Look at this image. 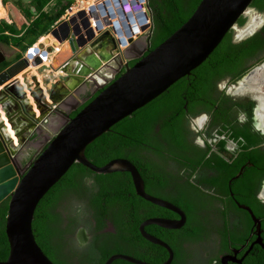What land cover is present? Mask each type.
<instances>
[{
	"label": "trees",
	"instance_id": "obj_1",
	"mask_svg": "<svg viewBox=\"0 0 264 264\" xmlns=\"http://www.w3.org/2000/svg\"><path fill=\"white\" fill-rule=\"evenodd\" d=\"M48 2L49 0H33L32 5L38 18L19 38L14 39L16 47L24 50L27 46H23V43L28 39H31L28 43L31 46L48 34L53 22L71 4V1L68 2L51 18L43 13ZM200 2L201 0H148L147 7L152 21L147 35L148 51L154 50L185 24ZM250 6L264 12V0H253ZM244 22L241 18L237 21L239 25ZM6 31L20 34V31L2 22L0 42L5 44L9 39L5 35ZM259 37L256 34L244 42L234 44L229 31L212 54L190 76L177 81L162 95L121 120L86 147L85 157L97 167H103L116 159L129 161L138 170L148 195L173 204L185 214L186 223L181 229L167 230L156 225L144 229L172 249V264L178 258L174 241L190 236V240L195 242L203 233V228L195 223L198 220L197 213L204 207V203L196 195L199 187L189 181L190 177L198 167L202 172V167H209L225 171L228 176L237 173L219 156L212 155L205 159L203 150L189 145L190 132L185 129L186 115L196 116L204 111L208 89L215 87L217 79L234 71L243 59L254 55ZM135 63L136 61L131 62L130 66ZM118 77L119 74L113 81ZM100 92L101 90L92 96L85 106ZM192 149L198 155L190 158ZM169 167H173L174 171L170 173ZM189 169V174L186 172L184 176L180 175L181 170ZM203 175L205 176V172ZM73 198L77 205L73 204ZM66 205L68 215L64 218L57 210ZM7 212L8 199L0 203V262L6 261L9 256L5 233ZM154 218L178 217L137 196L129 173L97 174L75 163L39 202L34 213L32 231L37 245L53 264H104L113 255L130 256L148 264H163L168 259V252L145 240L139 232L143 222ZM108 225L112 229L106 231ZM79 227H83L91 236L88 244L81 247L74 237ZM258 252L255 262L264 264V250L258 249ZM111 264L132 263L115 260Z\"/></svg>",
	"mask_w": 264,
	"mask_h": 264
},
{
	"label": "flooded vegetation",
	"instance_id": "obj_2",
	"mask_svg": "<svg viewBox=\"0 0 264 264\" xmlns=\"http://www.w3.org/2000/svg\"><path fill=\"white\" fill-rule=\"evenodd\" d=\"M240 18L245 22L242 25L236 23L230 30L232 43L239 44L259 34L257 51L236 65L234 71L226 73L227 76L216 80L215 87L205 94L204 111L196 116L186 115L185 124V129L190 132L189 145L203 150L205 159L219 156L237 173L228 176L225 171L202 167L205 172L202 176L198 167L190 177L189 181L199 187L196 195L204 203L195 223L203 228V233L195 242L190 236L174 241L178 253L174 264H257L258 249L264 250V12L250 6ZM49 43L50 40L44 46ZM148 47L147 39H138L130 49L129 55L133 59L127 64L140 57ZM114 63L116 67L111 77L100 75L104 82L94 78L82 83L76 89V95L64 97L61 94L58 99L53 95L52 101L47 100L50 94L43 95L41 90L30 92L25 78L19 81L14 77L12 82L9 81L11 83L0 85V103L7 116V119L0 116V123L4 127L11 125L10 121L13 123L19 145L13 143V137L4 128L0 129V138L7 142L10 151H14L19 178L90 98L119 74L124 63L120 59ZM6 64L7 60L0 64V74L12 65ZM31 72L36 73L35 69ZM27 97L33 98L38 117ZM63 97L65 100L58 102ZM197 155L194 150L190 152V158ZM173 169L169 167L168 171L171 173ZM186 172L189 174L190 169L181 170L180 175L184 176ZM72 201L78 204L74 198ZM63 207L57 212L66 218L68 214L64 213ZM109 228L112 226L108 225L105 230L109 231ZM78 232L84 234L87 231L79 227ZM90 238L87 234L78 245L88 244Z\"/></svg>",
	"mask_w": 264,
	"mask_h": 264
},
{
	"label": "water",
	"instance_id": "obj_3",
	"mask_svg": "<svg viewBox=\"0 0 264 264\" xmlns=\"http://www.w3.org/2000/svg\"><path fill=\"white\" fill-rule=\"evenodd\" d=\"M252 1L201 0L189 20L167 40L152 51L147 48L134 65H124V71L119 72V77L103 87L91 102L68 121L20 178L13 158L14 151H10L7 142L0 138V203L8 199L5 233L9 244V256L0 264H53L37 245L32 222L39 202L75 163L97 174L129 173L137 196L178 216V220L149 219L139 227L145 240L168 252V259L163 264L172 263L171 248L144 229L151 225L167 230L180 229L185 224V214L173 204L148 195L138 170L129 161L116 159L103 167H97L85 157V150L121 120L155 100L180 79L190 76L212 54L225 35L236 27L238 19L246 14ZM79 16H84V12L81 11ZM64 24L66 32L57 40L59 43L66 42L72 55L61 67L68 78L92 76L104 64L118 59H133L129 53L136 41H130L132 30L129 27L124 28V33L130 43L121 51L109 31H102L98 22L93 30L88 27L87 21L83 31L73 25L72 20ZM142 39L146 40L147 36ZM120 42L126 45L123 36ZM89 49L92 54L87 55ZM79 51H86L82 53L86 56L78 55ZM77 57L79 63L72 71L68 70L71 64L69 61ZM4 62L5 58L0 52V64ZM27 65L23 58L1 73L0 85L11 83ZM10 124L15 130L11 121ZM1 128L5 127L0 123ZM16 137H19L18 133ZM252 218L257 222L254 216ZM115 260L148 264L126 255H113L104 264H111Z\"/></svg>",
	"mask_w": 264,
	"mask_h": 264
},
{
	"label": "crops",
	"instance_id": "obj_4",
	"mask_svg": "<svg viewBox=\"0 0 264 264\" xmlns=\"http://www.w3.org/2000/svg\"><path fill=\"white\" fill-rule=\"evenodd\" d=\"M70 1H71V4H70V6H71L72 4H74V2L76 0H49L48 4L43 9V13L47 14V15L51 16V18H53V16L56 15V13L60 9L65 7L68 4V2H70ZM32 2H33V0H1V5L5 11L6 16L4 18L0 19V24L2 22H4L8 27H10L16 31H20V34H18V35L14 34L12 32L6 31L5 35L9 36L8 43L5 44V43L0 42V52L3 54L5 60H7L6 65H9V64L14 65L23 59V57L20 55L23 48L21 49V48L16 47L14 39L19 38L23 34V32L28 30L30 25L38 18V13L36 12L35 8L33 7ZM64 16H65V13L57 21L53 22V24L49 28L48 34H46L44 37H47L48 35L52 34V36H54L55 41H56L57 37L60 34L57 35V34H53V33L57 30V28L59 27V25L61 23L66 22L65 21L66 18ZM57 25H58V27H57ZM44 37H41V38L44 39ZM41 38H39L36 42H34L32 44V45H34L33 46L34 49H35V47L39 46L38 41H40ZM30 41H31V39H28L27 42L23 43V46H29L28 43ZM43 46L44 45H40L41 49H45V50L50 51L49 59L47 60V62L43 63V64L29 63L28 67L23 69L16 76H18L20 73H23L22 74L23 78H25L23 80H26L25 82L28 83V86H30V89H31L30 92L35 93V92H39L40 90L45 91L43 93V95L46 94V96H47L48 94H50L48 96L49 100H50V97H52L53 95L56 96V99H58L57 96H60L61 94L64 97L65 96L68 97V95H66L62 91H60V88H61L60 77L62 75V70L60 72L57 71L67 61V59H66L63 62H61L59 57H58L60 49L63 46H67V43H64V45H61L60 48L56 51L52 50L53 49L52 45L44 46V47ZM68 50H69V48H68ZM69 52H70V50H69ZM84 52H86V51H84ZM84 52H82V53H84ZM82 53H80V51H79L78 55H80V54H81V56L84 55ZM89 54H92V51H90V49L88 50L87 55H89ZM17 57H19V58H17ZM64 57L65 56H62V58H64ZM75 60L78 61L79 60L78 57ZM75 64L76 63L74 61L73 66ZM29 66L36 68L35 74H31L30 71L27 72L26 69L29 70V68H30ZM78 79L76 78L75 82H73V84H71V85H74V84L77 85ZM80 80H81V78H80ZM47 82L50 83L49 84L50 88L43 89V87L41 85H46ZM21 84L23 85L24 88L25 87L27 88V86H25L23 83H21ZM74 90H76V87L74 88ZM64 97L62 99L58 100V102L65 100ZM48 98H47V100H48ZM29 99H31V97H29ZM50 101H52V100H50ZM28 103H29V100H28ZM35 107H36L35 105H34V107L32 106V109L34 110L33 112L35 113V115H39V111ZM1 117L4 119H7L6 115L5 116L2 115Z\"/></svg>",
	"mask_w": 264,
	"mask_h": 264
},
{
	"label": "built area",
	"instance_id": "obj_5",
	"mask_svg": "<svg viewBox=\"0 0 264 264\" xmlns=\"http://www.w3.org/2000/svg\"><path fill=\"white\" fill-rule=\"evenodd\" d=\"M77 1V0H76ZM79 1V0H78ZM77 1V2H78ZM83 1V0H82ZM76 2V3H77ZM94 5H90L88 7L89 9L81 8L78 12L74 13L73 11V4L70 6V8L65 13L66 22L69 20H72L73 25H77L80 29L83 28L84 24H87L88 22H92V18L89 17V11L91 7L97 6L100 10V12L105 13V16L108 15H116L114 11L117 10V16L120 17L122 20L120 26H125V28H130L132 30V34L130 36V41L136 40L139 36H141L148 28L150 27V20H148V15L145 11V0H98L95 1ZM112 4L116 6L117 8L120 7V9H117L116 7L111 9ZM83 11L84 16H79V13ZM108 19V17H105ZM104 19V18H102ZM87 20V21H86ZM133 22V23H132ZM136 23H140L137 25ZM149 23V27H145ZM136 24L137 28L140 30L137 34H134V28L133 26ZM81 26V27H80ZM92 26V24L90 25ZM119 26V25H118ZM112 27V26H106ZM145 27V28H142ZM92 28L95 27L92 26ZM83 31V29H82ZM117 38V36H116ZM121 50H123V46H119ZM42 59V63H45L47 61V57L40 56Z\"/></svg>",
	"mask_w": 264,
	"mask_h": 264
},
{
	"label": "clouds",
	"instance_id": "obj_6",
	"mask_svg": "<svg viewBox=\"0 0 264 264\" xmlns=\"http://www.w3.org/2000/svg\"><path fill=\"white\" fill-rule=\"evenodd\" d=\"M70 8V7H69ZM68 8V9H69ZM67 9V10H68ZM67 10H65V13H66V11ZM101 13H103V12H101ZM105 17H108V19L107 18H105ZM113 17H115V15H102V14H100V15H96V14H94L93 15V17H92V21H95L94 22V24L96 23L97 24V22L99 23V24H101V26H102V31H109V34H110V36H111V38H113L114 39V41H116V43H117V45H118V47L119 46H123L124 48H123V50L124 49H126V47L129 45V39L127 38V36H126V34L125 35H123L120 31L123 29L124 30V28H125V26H118V22H112V19H113ZM102 18H104V19H102ZM151 18V17H150ZM106 22H108V24H106ZM65 22H63V23H61L60 25H62V24H64ZM104 23H105V25H104ZM133 23V22H132ZM114 24H116V25H114ZM140 24V23H139ZM59 25V26H60ZM91 25V23L90 22H88V27H90V28H92V26H90ZM141 25V24H140ZM106 26H112L111 28L110 27H107L106 28ZM95 27V26H94ZM59 28V27H58ZM93 30H94V28H92ZM95 29H96V27H95ZM149 30V29H148ZM119 32H120V34L121 35H119ZM133 35V34H132ZM61 36V34L57 37V39L59 38ZM116 36H117V38H116ZM122 36H123V38L125 39V42H126V45H122V43L120 42V40L122 39ZM143 36V34L141 35V36H139L136 40H134V41H137L139 38H141ZM44 37V36H43ZM56 39V40H57ZM134 41H132V42H134ZM64 43H66V42H64ZM34 45H31V46H27L24 50H22L21 51V56L23 57V58H25L26 59V61H27V63H28V65H29V63H36V61L38 60V63L39 64H43L42 63V59L40 58V56H43V57H47V60L49 59V55H50V51H48V50H45V49H41V50H38V49H34V47H33ZM31 47V48H30ZM67 47H68V44H67ZM30 48V49H29ZM27 49H28V51H27ZM120 49V48H119ZM121 50V49H120ZM123 50H121V51H123ZM108 51V50H107ZM106 51V52H107ZM33 54H35V56H32ZM26 55H28V56H32L31 58L30 57H28V56H26ZM25 56V57H24ZM72 55H70V57H71ZM84 56H86V55H84ZM69 57V58H70ZM69 58H67V60L69 59ZM41 60V61H40ZM75 61V63L77 64V63H79V60L78 61H76L75 59L74 60H70L69 61V63H71L70 65H69V68H68V70H70V71H72V69L73 68H75V66H76V64L73 66V62ZM47 62V61H46ZM127 62L128 61H123V63H124V65H126L127 64ZM66 63V62H65ZM65 63L62 65L63 67H64V65H65ZM13 65V64H12ZM28 65H27V67H28ZM129 65V64H128ZM25 69V68H24ZM62 70V68L60 67L57 71L58 72H60ZM122 70L124 71V67L122 68ZM122 70H121V73H122ZM98 72V70L97 71H95V72H93V74H92V76H87V77H81V79L83 80L82 82L83 83H86V82H90V81H92L94 78L96 79V77H94V75L96 74ZM61 76H66L65 74H64V72H63V70H62V75ZM77 76V75H76ZM75 76V77H76ZM113 80H111L110 82H109V84L112 82ZM79 82V81H78ZM81 82V81H80ZM82 84V83H81ZM80 84V85H81ZM108 85V84H107ZM106 85V86H107ZM72 86V85H71ZM105 87V86H104ZM10 124V123H9ZM12 126V125H11ZM14 130V129H13ZM15 131V133H17L16 131H17V129H15L14 130ZM18 138V137H17ZM19 141V140H18Z\"/></svg>",
	"mask_w": 264,
	"mask_h": 264
},
{
	"label": "rangeland",
	"instance_id": "obj_7",
	"mask_svg": "<svg viewBox=\"0 0 264 264\" xmlns=\"http://www.w3.org/2000/svg\"><path fill=\"white\" fill-rule=\"evenodd\" d=\"M88 1V2H87ZM93 1H94V3H96L95 1H98V0H79L78 2L77 1H75L74 2V4H73V11L72 12H74V13H76V12H78L81 8H84L85 9V7L88 5V3H91V4H94L93 3ZM77 2V3H76ZM85 2V3H84ZM145 3H146V6H145V11H146V13H147V15L148 16H150L151 17V12H150V9L147 7V5H148V0H145ZM150 23H152V21L150 20ZM57 27H58V25H57ZM148 32H149V30H146L144 33H143V37L142 38H145L147 35H148ZM50 35H52V34H50ZM50 35H48V36H50ZM47 36V37H48ZM141 38V39H142ZM143 40V39H142ZM43 41V39H40V41H38L39 43L40 42H42ZM64 45V42L63 43H56V45ZM37 47H39V46H37ZM37 47H35V49L37 48ZM52 49V48H51ZM52 50H54V47H53V49ZM70 53V52H69ZM70 55H71V53H70ZM70 57V56H69ZM114 67H116V63H114V62H109L108 64H104V66L100 69V70H98V72L94 75V77H96V79L99 81V82H104V81H102V79H101V77H100V75L102 76V75H104V76H106V77H111V74H112V72H113V69H114ZM29 69H31V67L29 68ZM36 70V69H35ZM21 74V73H20ZM17 77V76H16ZM60 78H62V81L60 80V85H61V88H60V91H62L64 94H66V95H69V94H73V95H76V90H74V88L76 87V89L77 88H79L81 85V83H83L82 81V79L80 80V78L77 80V82H78V84L77 85H73V86H71V84H73V82H75V79L74 78H68L67 76H61ZM20 79L22 80L23 79V76H21L20 77ZM14 80V79H13ZM81 81V82H80ZM50 83L49 82H47V84L46 85H41L42 87H43V89H48V88H50V85H49ZM49 86V87H48ZM1 88V87H0ZM26 88V87H25ZM25 90H27L28 91V88H26ZM74 90V91H73ZM45 91H42V93H44ZM38 93V92H37ZM28 98V97H27ZM49 99V98H48ZM29 100V99H28ZM33 110V109H32ZM34 111V110H33ZM0 112H1V114L2 115H6L5 113H4V111H3V107H2V105L0 104ZM1 115V116H2ZM39 115H37V117H38ZM9 128L11 129V134H10V136L12 135V134H16L15 133V131L13 130V128H12V126L10 125L9 126ZM15 137V138H14ZM12 141H13V143L16 145V146H18L19 145V141H18V138L16 137V135H14L13 136V139H12ZM63 210H64V213L66 212V209H65V207H63ZM110 229V228H109ZM75 233L76 234H74L75 235V239H76V241L80 244L82 241H83V239L87 236V232H84V234H82V233H80V232H78V229L75 231Z\"/></svg>",
	"mask_w": 264,
	"mask_h": 264
},
{
	"label": "bare ground",
	"instance_id": "obj_8",
	"mask_svg": "<svg viewBox=\"0 0 264 264\" xmlns=\"http://www.w3.org/2000/svg\"><path fill=\"white\" fill-rule=\"evenodd\" d=\"M88 2V1H87ZM85 3V2H84ZM93 3H94V1H93ZM90 5H94V4H91V3H88V5L85 7V9H89L88 7H90ZM114 7H116V6H114L113 4H112V6H111V9L112 8H114ZM117 8V7H116ZM99 8L97 7V6H94V7H91L90 8V11H89V17L90 18H92L93 17V15L94 14H96V15H100V14H102V15H105V13H101L100 12V10H98ZM117 9H120V7H118ZM115 12V17H113V19H112V22H118V25L120 26L121 25V18L120 17H118L117 16V10L116 11H114ZM6 15H5V11H4V9H3V7H2V5H1V0H0V19L1 18H4ZM148 20H151L150 19V16H148ZM2 21V20H1ZM94 22L95 21H92L91 22V24H92V26H97V24L95 23L94 24ZM137 25H139L138 23H136ZM136 24L133 26V28H134V34H137L138 32H140V30L137 28V26H136ZM104 25H105V23H104ZM140 26V25H139ZM81 27V26H80ZM146 28L147 27H149V23H147V25L145 26ZM145 27H142V28H145ZM150 27H151V23H150ZM149 27V28H150ZM148 28V29H149ZM64 32H66V26H65V24H62V25H60L59 26V28H57V30L53 33V34H57V35H59V34H63ZM123 35H125V33H124V30L122 29L121 31H120ZM54 38V36H48V37H44V39H43V41L41 42V43H39V45H44V43L45 42H48V40H50V42H51V44L49 43V45H52L53 47H54V51H56V50H58L59 48H60V45L58 44V45H56V43H59L58 42V40H56L55 41V38ZM42 39V38H41ZM44 47V46H43ZM31 48V47H30ZM29 48V49H30ZM36 49H38V50H41V48L40 47H37ZM27 51H28V49H27ZM53 51V52H54ZM52 52V53H53ZM51 53V54H52ZM71 53V52H70ZM70 53H69V50H68V48H67V46H63L61 49H60V51H59V59H60V61L62 62V61H64V60H66L67 58H69V56H70ZM26 56H28V55H26ZM32 56H35V54H33ZM32 56H28V57H32ZM62 56H65L64 58H62ZM139 59H134L133 61H138ZM41 61V60H40ZM46 63V62H45ZM36 66V65H35ZM30 67V66H29ZM34 69H36L35 67H31V69H26L27 70V72L28 71H33ZM25 70V71H26ZM36 71V70H35ZM22 74L23 73H21V74H19L18 76H17V78L19 79V81H20V77L22 76ZM31 74H34V72H31ZM2 88V87H1ZM31 96V95H30ZM28 99H29V97H28ZM1 104V103H0ZM29 104H31V106H33L34 107V105H35V102L33 101V98L31 97V99H29ZM36 108V107H35ZM1 113V112H0ZM0 116H1V114H0ZM2 118V117H1ZM2 119H4V118H2ZM10 126V125H9ZM9 126H5V128H4V130L6 131V133L10 136V134H11V129L9 128ZM14 135H16V134H12L11 136L13 137Z\"/></svg>",
	"mask_w": 264,
	"mask_h": 264
}]
</instances>
